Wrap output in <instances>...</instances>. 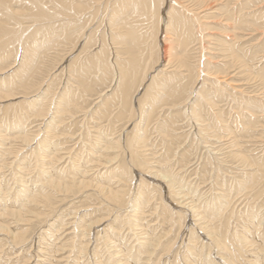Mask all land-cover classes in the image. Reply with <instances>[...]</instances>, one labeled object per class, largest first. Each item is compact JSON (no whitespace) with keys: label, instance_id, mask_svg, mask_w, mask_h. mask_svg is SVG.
<instances>
[{"label":"bare ground","instance_id":"bare-ground-1","mask_svg":"<svg viewBox=\"0 0 264 264\" xmlns=\"http://www.w3.org/2000/svg\"><path fill=\"white\" fill-rule=\"evenodd\" d=\"M106 4H109V6H111L110 4H112V6H111L112 8H109V9H111V10L113 9L112 15H111L112 11L109 10L108 8H107V10L111 11L110 14L108 12H104L105 14L108 13L109 15H111L110 16L111 17L110 28H111L112 33H111V35H109V37L107 36V38H109V39H106L105 36H103V38H99L98 35L96 34V30H93L90 28V25H92L91 24L92 21L95 20V17L97 16L98 12L100 11V9H102L101 7H104ZM107 17H109V16H107ZM99 19H100V17H99ZM99 19L97 20V22L99 21ZM108 21L106 24L103 22L102 23L107 25ZM93 25H95V24H93ZM99 25L101 27L100 23H99ZM108 26H109V24H108ZM105 27H104V29H106ZM94 29H96V28H94ZM101 29H102V27H101ZM263 29H264V0H0V58L2 57V59L5 60L4 59V57H5L6 59L8 58L9 60H11L12 57L15 55V52H16V59H15V63H16V61L18 60V58H17L18 53L20 51L23 53V54H21V53L19 54L20 56H22L21 58H20V56H18L21 59L19 67H17V69L14 71V74L11 72V74H13L12 75L13 78L10 80H6L7 79L6 77L8 76V74L5 77V80L2 81L0 78V80L2 81L3 84L5 82H9V84L13 85V86L9 85L12 88L10 90H5V93H3V91H4V89H7V88H5L6 86L4 87L3 90L0 89L1 90L0 91V99H2V100H6L9 98L12 99V97L18 96L17 94H20L19 96H22V94L27 96L30 93H34L37 89L41 90L40 88H42L43 85L42 84L40 85V83L42 82L41 79L43 77V73L48 72V69H50V67L52 65H54L56 61L58 62L60 60V63H61V60H64V57H61L62 55L65 56L66 54H71L72 52H74V50L81 47L80 53L78 55H76L72 60L70 59L71 61L69 63L68 69H70L71 75L68 78L67 83L64 86L62 85L63 87L60 86L61 87L60 93H55L58 90L53 92L51 90V88L53 86H50L47 88V86L44 85V86H46V88L43 90L44 93L40 97L41 98L40 100L42 101L41 103L35 104L32 102V100L31 101L28 100L29 103H27V104L30 106H25V108H23V106H22V110H25L22 115H20V113H19L20 116L18 117L16 115L17 118L10 116V117H12V123L16 124L17 126L22 124L23 120L26 122V119H28L31 116H36V117L42 116L43 118L47 117L46 121H45V126H44V133L40 139L38 138L39 134H35L36 132L33 133L35 135L32 134L33 135L32 137H30L31 135L18 136V134H16L20 138L21 142H24L25 144L31 145V142L33 140H35L37 138L39 139V140H37L38 152L37 151H36L37 153L35 151L34 152L36 154H38L37 156L40 157V158L37 157V158H39V160H37V159L36 160L39 164L38 166H40L39 169L41 170L43 178L40 177V179H36L33 177L34 183L36 182V180H38L42 183L47 184L48 189H46V188H44V189L49 191V193H51L50 190L51 191L55 190L57 192L64 191L66 193V192H69L70 190H72L73 187L74 188L78 187V189L81 188L82 192H83V190L85 192V189H89L91 194L93 192L92 197L97 195L99 198L101 197L103 199V200H101L102 204H103V202H105V200H107V204H106V202H105V204L108 205V203L111 202V204L115 206L117 211L119 208L123 211L126 210V216L124 215L121 218L120 216L118 217V214L117 215L115 214L116 216H114V218H119V219L121 218L122 222L123 221L129 222L131 225V229L138 231V232L137 231H134V232H136L138 234L137 239L138 240L140 239V241H141L140 246L146 248V250H145L146 253L144 255L146 259L143 261V264L152 263L154 261L152 259L153 255L155 256L157 249L162 248V247L161 248H159V247L163 244V240H165L167 238V236L170 235V231H165V232L163 231L162 233L159 231L160 233L151 235L150 233H148V231H145V227L142 226L143 223L141 224V217L140 216L142 214V211H143L144 207L146 206V204L151 202L152 198H154V197L157 198L156 200L161 201L160 206L162 207V209L160 210L158 215L165 214L166 212H168L169 207H170V209H174V210L177 209L175 211L174 210L170 211V212H172L171 216L176 214V217H174V218L179 219L181 217L180 215H183L184 216L183 218H185V217L187 218L188 216L185 214H189V221L192 219L191 223L195 226V227L194 226L191 227L192 224L190 225L191 231H189V233L190 232L192 233L191 234V236H193L192 238H194L195 235H197V238H199L201 235H200V233L198 234V232L201 231V233L204 235V238H206L208 241L205 244L202 243L204 247H202V249H201L203 252L204 248H205V250L206 249L208 250V248H209V251H208L207 257H206L207 263L205 262L206 264L211 263V261H208L209 260L208 258L213 253H215L217 255L216 259H218L220 261L224 260L227 264H264V255L262 256V253H264V244H262V242H259V241H261V240H259L261 238V236L258 235L259 234L258 231H259L260 226L262 225V222H263L261 220V218H259V217L257 218V216H256L257 219H253V220H257L256 223L254 221V225H252L253 220L250 222L252 224H249V222H247L248 223L246 225L247 227L244 228V226H243V228H244V230L242 229L243 231L236 229V227L240 223V222L239 223L236 222L237 226H235V231L231 230V232H232L231 233L229 231V227H230L229 219L231 217V213H230V216H227V214L225 216L224 215V213H225L224 212V206H223L224 204L222 205V203H224V199L221 197V199H223L222 202H218V199H215L216 198L215 194L218 192L217 190L219 189V187L216 190L217 192L214 195H212L213 194L212 193L208 197L202 196L203 195L202 193H201L202 195H200L199 193H197V191H198L197 190L196 193L199 194L200 201H199V199H196L199 201V202H196V200H194L195 198H193L194 196L189 195V193H190L189 190L194 188V186L191 187L189 184L186 185L185 183H183L184 180H181L182 177H180V179H179V176H180L179 173L180 172H174L172 169L173 165L169 164V162H171L173 160L172 158L170 159L171 153L174 152L173 151V144L178 143L177 141L182 142L185 138V136L183 138V136H181L175 132V130H176L175 128H176V124H177L176 122L180 118H182V120H183V117L187 118L189 116L192 121L199 123V125H200V127L198 129L199 133L206 136L205 138H203L202 136L200 138L198 137V141H199V139L203 138L202 140L205 142L206 138L210 139V137L211 138L213 137V139L215 138L217 140V142L216 141L214 142L213 140H211V141H213V143H219V141H221L222 139L223 140L221 142H225L224 140H228L227 141L228 147H226L225 144H223V145L227 149L228 148H230V149L234 148L233 150L227 151V150H225L224 146H223L224 148H222V147L220 148V144H221L220 143V144H217V145H219V147L217 148L218 150L213 151V150H215L214 147L211 148V146L213 144L212 143L209 144L207 146L208 148H210V149L207 148L208 152L206 150L205 151L206 154H204V155L201 153L199 154V155L204 156V157H202L203 161H200V162H202V164L201 163L198 164V165H202L201 167L199 166L200 171L202 173V176L203 175L207 176L206 173H208L209 170H211L212 168L214 170V167L217 168L218 165L220 164V163L218 164L217 162H220V160H224V159H219L218 157L221 155L218 156V154L221 151H224V152L227 151L224 154L228 155L227 153H229V156L232 157L234 160H236V162H240L241 164H244L243 165L244 166L243 167L244 168V176L240 177V175L242 173V172H240L239 177L241 179L238 180V178H237L238 176L236 177L238 181H236V179L235 180L232 179V177L230 178V179L235 181V184L232 183V184H234L233 185L234 189H235L234 191H236L237 194L244 192L243 193L244 196H247L251 191H254L255 189H257V190L259 189L258 187H260L259 184L261 183V179H262L261 174L263 172V171L261 172V170L264 168V159H262V157L258 156L259 153H255L257 155H252L253 153H251V152H253V151L250 152L249 150H247L252 155V156H250L248 154V152L246 153V150L241 151L242 149L241 150L238 149V147H239V144H238L239 139L237 137L238 134L235 132V128H233V126L229 125V121L226 120L227 116L225 117L224 113L220 112L221 111L220 109H222V108L219 109L218 104H220L219 102H223V101L225 102V100H228L227 102H231L230 104H232L231 105L232 111L234 109V111L231 113L235 114V115L232 114L234 116L233 121L237 122V123H235V124H237L235 127H237V128L240 127V130L244 134L245 138L248 137V135H252L254 133V131H256V129H258V128L262 129V131L264 132V65L259 64V66H257L258 60H260V58L263 59V57L260 56L261 51H263L262 49L264 47L263 46V39L264 38H262V40L260 38L261 37L260 35H263L262 34L264 32ZM108 30H106L105 32H107ZM247 32H250V35H254L253 37L260 39L262 42L258 41V43H256V44L253 43V44L249 45L250 48L248 46L246 47L245 46V44H246L245 40H246V37L248 35ZM105 35H107V34H105ZM256 35H257V37H256ZM247 38H249V37H247ZM249 39L251 41L252 38L250 37ZM209 44H210V46H209ZM211 44L213 47H211ZM95 45H97L96 48L89 50L90 48H93ZM213 50L218 51V52H214ZM207 54H209V56H207ZM53 55H55V59H54ZM59 56H60V59H59ZM70 57H71V55H70ZM252 62H254V63L251 64ZM63 63H65V62L63 61ZM5 64L2 63V61H1L0 67H2ZM58 64H59V62H58ZM255 64H256V67L254 68ZM157 65L160 66L161 70H159V72L157 74L154 73L153 76H149L150 71L152 72L154 70V72H155V69H156L155 67ZM61 66H63V65H61ZM6 70H8V69H6ZM3 71L4 70H2L1 72H3ZM60 72H62V71H60ZM66 72H68V74H69V71H66ZM62 73H64V72H62ZM68 74H67V76H69ZM241 74H243V75H241ZM53 75H55V74H53ZM247 75L249 77L251 76L252 78L254 76V79H256L259 82V84L263 86V87H261L263 89V95L262 96L259 97L260 94L258 96H256V93H257L256 91H255L256 93L254 96L253 95L250 96L251 93L250 94L247 93L248 91H246V93H247L246 95H248V94L249 95L244 96L245 92H243L241 90H236L239 88V86H238L239 83L233 84L232 78L233 77L237 78V76L246 77ZM148 76L150 78L151 77L152 78L150 79V81H151L150 85L148 84L149 86L146 88L147 91L143 94L142 97H139V98L136 97L137 101L139 102V106L145 102V103H147V108H146L145 103H144L143 106H141L140 109L137 111L134 109V102H133L134 96H137V91L140 92V90L144 88V85H146L145 81H146ZM46 78H48V77H46ZM115 78L117 80L115 82H117L118 86H117V88L115 87L116 89L113 88L115 90L113 91V93H111L107 97L106 96L107 94L104 95V92H103L105 90L104 88L108 87L107 91H109V88L112 86L113 80H115ZM3 79H4V77H3ZM57 79H58V77H57ZM57 79L55 78V80H57ZM60 79L61 78H59V80ZM246 79H248V78H245V80ZM43 81H45V80H43ZM243 83H244V81H243ZM48 84H49V82H48ZM63 84H64V82H63ZM38 85H40V87ZM54 85H55V81H54ZM236 85L238 86V88H236ZM229 86H232L241 95L236 96L238 94V93L237 94L235 93L236 91L234 92L235 94L234 93H228L229 92ZM248 86H249V83H248ZM7 87H8V85H7ZM9 88L10 87H8V89ZM233 88H232V90H233ZM261 88H260V92H261ZM99 89L102 90L99 94V98L102 97V100L99 104H97L96 106H93L97 109L91 113L88 109L90 97L92 98L93 95H95L96 93H99L98 92ZM152 89H154V90L151 91ZM254 90H255V88H254ZM254 90H252V91H254ZM257 91H259V90H257ZM230 92H232V91H230ZM55 94H57L56 95L57 97L53 98ZM149 98H151V100ZM20 99H21V97L19 98V101H20ZM148 99L150 100L149 102H147ZM13 100H15V99L13 98ZM19 101H17V102H19ZM25 101H26V99H25ZM37 101H38V99H37ZM31 102H32V104H31ZM34 102H36V101H34ZM8 103H10V102H8ZM90 103H91V101H90ZM17 104L19 105V103H17ZM1 105L2 104H0V109H2ZM20 105H23V104H20ZM20 105H19V107H20ZM12 106H13V104H12ZM184 107H185V109H183ZM4 108L2 110L3 113H4V110L6 109V108L5 109ZM10 109H13V108H10ZM10 109L8 108V111H10ZM18 110H19V108H18ZM224 110H225V108H224ZM228 110H230V109H228ZM2 111H1V114H2ZM4 114H6V113H4ZM79 114H83L86 117L90 116V114L93 115V119L90 118V119H92L91 121H93L95 118H97V119H100V121L98 120V122L105 120L109 124H112L116 120L120 121V119H126V121L128 123H130L131 121L133 123V126L131 125L130 129L127 128V130H126V129H124V127L120 128L118 130L119 134L115 138H111L110 137L111 135L109 136L110 138H108L107 136L109 134L107 133V135H106V133H105L106 130L103 131L100 129L99 131H101V132L99 134H98V132H97V134L96 133L93 134L92 132L94 130L91 132V130H90L92 128L91 126H90L91 127L90 129L85 128L86 130H88L87 131L88 138L85 140H89V142H86V151L84 149L85 148L84 145L77 146V148L75 147L76 149H74V150H73V148L67 150L69 153L68 158H67L68 161L69 162L73 161V163L70 162V164H73V167L77 168V170H79V172H81L80 174H81V176H83L82 179H80L81 177L80 178L75 177L76 174H78L79 172L78 171L76 172L74 168H72V170L74 169V172L72 170L71 171H62V168L61 167L59 168V166L57 165V163L59 161H61L64 158V156H66L65 153L63 156V153L61 154L59 152L60 147H59L58 143L63 144L64 143L63 141L66 140L67 138H71V140L73 139L72 138L73 134L70 133L71 137L69 135L67 136L65 134V133L70 132L72 130V124L73 123L68 122L69 121L68 118H75V119H71V120H76V118L78 119V117L80 116ZM14 116H15V114H14ZM84 116H83V119H84ZM137 117H138V119H137ZM228 118L230 119V117H228ZM190 119H188V120H190ZM7 121H8V124L11 122V121L9 122V118ZM207 121H209V122H207ZM226 121H228V124L225 123ZM87 122H89V120ZM6 123H4V125H6ZM141 123H143L145 125V128L141 126ZM84 124H86V122ZM88 124H90V123H88ZM152 124H153V126H152ZM233 124H234V122H233ZM28 125L29 124H27V126ZM183 125H186V124H183ZM67 127H68V130H66ZM149 127L156 129L155 133L158 132L157 135L159 136L158 138H160V141L159 140L158 141H159V144L161 142L162 146L164 147V149H162L164 153L163 152L161 154L157 153L159 150H156V151L151 150L152 152L149 150L150 153H147L148 152L147 147L149 146L150 143L152 145V142H150L151 138H150V140L148 139V134H149L148 132L150 130ZM214 127H216L217 129H216L215 133L213 134V131L215 130V129L213 130ZM19 128H21V127L19 126ZM101 128H103V127H101ZM140 128H142V130ZM15 129H16V127H15ZM17 129H18V127H17ZM34 129L36 131V128H34ZM7 130L9 131V128ZM40 130H43V128L42 129L40 128ZM8 131H6V133H8ZM259 131L262 132L261 130H259ZM2 132H4V131H2ZM18 132L20 133L19 129H18ZM25 132H27V131H25ZM25 132H23V133H25ZM94 132H96V131H94ZM234 132H235L236 136L235 135H233V136L229 135L228 136V134H231ZM13 133H14V131H13ZM38 133H41V131H39ZM256 133H255V135H256ZM8 134H11V133L9 132ZM85 134H86V132L77 138H81L80 140L84 141V138H86V137H84ZM102 134L104 135L105 138L107 137V139L102 138L103 137ZM11 135H15V134H11ZM155 135H154V137H155ZM0 137H1V133H0ZM11 137L13 139L12 141H14L13 136H11ZM149 137H152V136H149ZM195 137H197V136H195ZM256 137L258 138V135ZM15 138H16V136H15ZM158 138H156V139H158ZM182 138H183V140H182ZM241 138H243V135L241 136ZM263 138H264V136H263ZM263 138H260V139L263 140ZM2 139H3V137H2ZM8 139L10 140L11 138H8ZM192 139H193V137H192ZM9 140L7 143L10 142ZM16 140L17 139H15V141ZM80 140H78V141H80ZM154 140L155 139H153V141ZM193 140H195V139H193ZM240 140H242V139H240ZM254 141L256 143V140H254ZM193 142L190 143L191 146H192ZM202 142H201V144H202ZM240 142H243V141H240ZM260 142H261V140H260ZM197 143L195 144V142H194L195 145H197ZM9 144H11V143H9ZM67 144H69V143H67ZM83 144H84V142H83ZM6 145L7 144L5 143L4 146H6ZM56 145H58L57 148H54V147H56ZM188 145H187V147H188ZM243 145H245V144L243 143ZM263 145H264V143H263ZM62 146L63 145H61V148H62ZM157 146H160V145L157 144ZM248 146L249 145H246V147H248ZM250 146H252L253 150L256 149V148H253V145H250ZM15 147H16V144H15ZM33 147H34V145H33ZM203 147H204V144H203ZM255 147H258V146H255ZM261 147H262V145H261ZM12 148L13 147L11 146V149ZM17 148H19V147H17ZM17 148H14V149H16V150L20 149V148L19 149H17ZM23 148H26V147H23ZM63 148L65 149L66 147H63ZM177 148H179V147H177ZM239 148H241V147H239ZM188 149H190V148L188 147L186 151L182 150V152L179 153L180 156H179L178 160L173 161L175 163V165L178 164V166L180 168L183 167L182 169H184V166H186L188 164L186 161L188 160V158H189L188 156L191 154L193 147H192V150H190V152H187ZM247 149H250V147ZM12 150L10 152L11 154H18L19 153V151L16 152V151H14V150L12 151ZM22 150L23 149H20V151H22ZM55 150H57V151L55 152ZM196 150H198V149H196ZM203 150H204V148H203ZM8 151H10V150H8ZM67 151L65 150L64 152H67ZM83 151L86 152V154ZM126 151L130 153V155L128 157H126L125 154H123V153H126ZM211 151H213L212 153L215 152L216 154H212ZM4 152H6V151H4ZM30 152L32 153V151H30ZM51 152L53 153V155H51ZM129 153H127V154H129ZM196 153H197V151H196ZM261 153H262V151H261ZM157 154H159V155H157ZM175 154H176V152H174V154L172 156H175ZM262 154H264V153H262ZM21 155L23 157L22 153H21ZM121 155H123L122 160L118 161V158ZM193 155H194V153H193ZM199 155H198V157H199ZM14 156H17V155H14ZM2 158H4V156ZM127 158H129V159H127ZM228 158L226 157L225 159L228 160ZM15 159H17V158H15ZM67 159H66V161H67ZM7 161H8V159H7ZM5 162H6V160H5ZM10 162H8L9 170H10V167H12L14 164L17 166L16 168H18V169H20V167H22V165L20 163L21 160L12 161L11 163ZM30 162H33V161H30ZM85 162H87V163H85ZM90 162L93 164H89ZM236 162H235V164H236ZM84 163L87 165H85V167H82L81 164H84ZM228 163H226V164H228ZM134 164H135V166H138V167L143 169V170L140 169V171L138 170L140 179L136 183H134V178L136 175V172L134 171V168H135ZM189 164H191V163H189ZM193 164H195V163H193ZM221 164H223V163H221ZM31 165L34 166V164H31ZM35 165H36V163H35ZM228 165H230V164H228ZM231 165H232V163H231ZM25 166H23V168ZM223 166H222V168H223ZM194 167H192V168H194ZM196 167H197V165H196ZM224 167H226V166H224ZM233 167H235V166H233ZM227 168H228V170L231 169V168L229 169V167H227ZM247 168L248 169L252 168V169L247 171ZM0 169H1V166H0ZM32 169H33V167H32ZM36 169L38 170V168H36ZM93 169H95V170H93ZM174 169H175V167H174ZM235 169H232V170H235ZM27 170H28V168H27ZM37 170H34V171H37ZM56 170H59L58 172L61 171V174L60 175L56 174L55 173V172H57ZM90 170L95 171L92 176H91V173H89ZM193 170L198 171L197 169H193ZM15 171L20 172L22 170H20V171L15 170ZM23 171H24V169H23ZM28 171H30V170H28ZM176 171H178L177 168H176ZM218 171H219V169L217 170V173H218ZM222 171H223V169H222ZM187 172H188V170H187ZM237 172H239V171H237ZM71 173H72V175H71ZM183 173L185 174V172H183ZM214 173H216V172H214ZM229 173L231 174V172H229ZM94 174H96L97 178L98 177H102V178L105 177V178L109 179V181H106V179H105V181L104 180L102 181L101 179L98 180L94 177ZM189 174H191V173H189ZM211 174H213V173H211ZM235 174H236V171H235ZM4 175H6V173ZM7 175H9V174H7ZM21 175L23 177L24 174H21ZM28 175H29V173H27V176ZM34 175H35V173H34ZM37 175H39V172H37ZM88 175H90V176L87 178ZM217 175H219V174H217ZM19 176H20V174H19ZM145 176H149V177H145ZM221 176H222V174H221ZM45 177H48V178H45ZM188 177H189V175H188ZM203 177H202V180H204ZM210 177H212V176H209L208 178H210ZM228 177H229V174H228ZM11 178H12V176H11ZM11 178L9 177V179H11ZM23 178H25V177H23ZM44 178H45V180H44ZM233 178H235V177H233ZM94 179L97 180L95 183H94ZM212 179H213V177H212ZM219 179H221V178H219ZM219 179H218V181H220ZM222 179H223V177H222ZM3 180H4V178H3ZM27 180H28V182L30 181L29 177ZM151 180H153L154 186L160 185V187H162V188L166 187V190H168L166 192H168V193L164 194V195L161 193L160 195H157V197H156L155 196L156 194H153L155 187L153 185L151 187V183H152ZM193 180H194V178H193ZM205 180H206V178H205ZM226 180H228V179H226ZM214 181H212V182H214ZM224 181H225V179H224ZM20 182L22 184L23 181L20 180ZM32 182H33V180H32ZM217 182H215V183H217ZM11 183H12V181H11ZM179 183H181V185ZM220 183L222 184L223 182H220ZM13 184H14V182H13ZM21 184H19V186H21ZM27 184H29V183H27ZM40 184H38V185H40ZM200 184L204 185V182H202ZM221 184H218L217 186H219ZM226 184H227V182H226ZM8 185H10V184H8ZM24 185L25 184H23V186ZM42 185L40 186V188L42 187ZM14 186H15V184H14ZM17 186H18V184H17ZM17 186H16V189H18V188L20 189V187L17 188ZM29 186H31V183H30V185H27L26 188L28 189ZM4 187H5V185L3 186V188ZM12 187H13V185H12ZM12 187L10 189H12ZM43 187H45V186H43ZM197 187H199V186L196 185V189H197ZM204 187L205 186H203V188ZM206 187H208V186H206ZM221 187L222 186H220V188ZM6 188H7V186H6ZM21 188H23V187H21ZM26 188H25V190H26ZM33 188H30V190ZM177 188H179V189H177ZM209 188H210V186H209ZM230 188H232V187L230 186ZM7 189H9V186ZM221 189H223V188H221ZM249 189H251V190H249ZM261 189L262 188H260V190ZM38 190H40V189L38 188ZM5 191H6V189H5ZM22 191L24 192V189H22ZM22 191H20V192L18 191L17 193H21ZM200 191H202V190H200ZM220 191H222V190H220ZM229 191L231 192V190H229ZM262 191H264V190L262 189ZM262 191H260V192H262ZM163 192H164V190H163ZM208 192H209V190H208ZM257 192L258 191H256V193ZM7 193L8 192L6 191V194ZM39 193L40 192H38V194ZM88 193H89V191H88ZM204 193H207V192L205 191ZM227 193L229 195H231L227 191L225 193L226 194L225 196H228ZM45 194H46V192H44V194L41 193L40 195L33 194L32 197H30L31 195H29V197L31 198L30 201H36V202L39 201V203H40V201H42L43 199L45 201V199H46V202H48L47 200L49 199L50 195H47L46 198L41 196V195H45ZM237 194H236V197H237ZM250 194L253 195V193H250ZM22 195H21L20 199H22V197H23ZM27 195H28V191H27V194L25 196H27ZM165 195L167 198H165ZM175 195L177 196V199H178V200L176 199L177 201H173L172 197ZM260 195H262V193H260ZM74 196H76V195H74ZM253 196L255 197V195H253ZM85 197H87V196H85ZM170 197H171V201L175 203L174 205H172L169 202ZM241 197L244 198L243 195ZM68 198H70V197H68ZM259 198H261V197H259ZM262 198H264V196ZM20 199H19V201H20ZM65 199H66V197H65ZM167 199H168V201H167ZM10 200H11V198H10ZM13 200H16V198ZM25 200H24V202H26V204H27V202L29 203V201H27V200H29V198L26 201ZM91 200H94V199H91ZM228 200H229V198H228ZM255 200H258V199H255ZM8 201H7V205H9ZM77 201L76 200H75V202L73 201L74 204ZM239 201H240V198H239ZM241 201H242V199H241ZM244 201H245V199H244ZM14 202H17V201H14ZM233 202H234V200H233ZM18 203H15V204H18ZM30 203H32V202H30ZM63 203L64 202H62V204ZM226 203H225V205H229ZM251 203H252V201H251ZM22 204H25V203H22ZM238 204H239V206L241 205L240 203H238ZM4 205L5 204H3V206ZM75 205H74V207H75ZM106 205H104V206H106ZM157 205H158V203H157ZM157 205H155V207ZM246 205H247V203L245 204V206ZM255 205H257V204H255ZM13 206H14V208L16 207L15 205H13ZM13 206H11V207H13ZM40 206L42 207V205H40ZM91 206H93V205H91ZM254 207L252 209H254ZM263 207H264V205H263ZM27 208H29V207H27ZM60 208L61 207L59 206L58 209H60ZM71 208H69V209L71 210ZM157 208H159V206H157ZM157 208H156V210H157ZM3 209H5V208H3ZM16 209L20 210L18 208H16ZM16 209L15 210L13 209L14 211L12 210V212L10 211V212H7L6 214L3 212L5 214L3 216H6L7 214L15 216V217H13V219L16 218L19 221V223L24 222L27 224L31 221V219L26 218L27 217L26 209L24 210V212H22L23 210L16 211ZM21 209H24V208H21ZM46 209H47V207H46ZM98 209H99V206H98ZM27 210H29V209H27ZM100 210H101V207H100ZM240 210L242 211V208ZM55 211H57V210H55ZM181 211H183L182 212L183 214L181 213ZM226 211H228V210H226ZM32 212L34 214V210ZM92 212H94L93 209H92ZM98 212H100V211H98ZM177 212H180V213L177 214ZM236 212L237 211H235L234 213H236ZM245 212H247V211H245ZM248 212H249V209H248ZM0 213H2V211ZM49 213L51 214V212H49ZM112 213H114V212H112ZM237 213H239V212H237ZM256 213H257V211L255 212V214ZM36 214L38 215V218H40L41 213H36ZM52 214H53V211H52ZM63 214H64V212H63ZM79 214L82 215V213H79ZM243 214L244 213H242V215ZM76 215H78V214H76ZM238 215L236 217H238ZM83 216H85V215H83ZM87 216H90V215L88 214ZM250 216H251V214H250ZM99 217H101V216H99ZM223 217H224V219H223ZM263 217H264V215H263ZM30 218H32V217H30ZM61 218H62V216H61ZM84 218H83V220L85 221L86 219H84ZM5 219H6V217H5ZM46 220H48V218H46L44 221L46 222ZM56 220H57V218H56ZM59 220H60V218L58 219V221ZM90 220H91V218H90ZM187 220L188 219H186V222H187ZM244 220H246V218ZM8 221H10V220H8ZM173 221L175 223H177L176 219H174ZM76 222H78V221H76ZM97 222L98 223L101 222V218H100V220H97ZM106 222L109 223V221H106ZM179 222H180V219H179ZM184 222H185V220H184ZM4 223H2L1 219H0V231H2L3 233L8 232V234H10L9 231H11V230H9L7 225H4ZM86 223H87V220H86ZM95 223H96V221L95 222L92 221L91 223H89L85 227H83L84 224L83 225L81 224V225L84 228L83 230L86 231L87 234L91 235V230H92L93 225H95ZM111 223H114V221L110 222V226H111ZM117 223H118V221H117ZM60 224H62V223L60 222ZM146 224H147V221H146ZM16 225H17V222H16ZM20 225H21V227H23L22 224H20ZM43 225H44V223H43ZM64 225H66V224H64ZM79 225H80V223L77 226L79 227ZM120 225H121V223H120ZM130 225H129V227H130ZM24 226H25V224H24ZM27 226H29V225H27ZM117 226H119V225H117ZM232 226H233V224H232ZM239 226H241V225H239ZM41 227H42V223H41ZM150 227H151V225H150ZM49 228H52V227L50 226ZM98 228H96V229H98ZM103 228H105V226H103ZM181 228L179 231H177L176 235L178 237L180 236V233L183 230V228L182 229ZM100 229H102V227ZM105 229H107V228H105ZM114 229L118 231L120 228L119 229L114 228ZM240 229H241V227H240ZM263 229H264V226H263ZM53 230L55 233V227ZM102 230H104V229H102ZM108 230H109V232H111L110 230H112V232L114 233L112 228L108 229ZM197 230H199V231L197 232ZM26 231H27L26 228H23V230L20 233L18 232L16 234V232H14V234L12 236L13 241L15 240V241H21L22 242L24 240V238L26 237ZM153 231H155V230H153ZM43 232L45 233L46 230ZM63 232H66V230ZM88 232H90V233H88ZM118 232H119L118 233V236H119L120 231H118ZM131 232H133V231H131ZM172 232H174V231H172ZM51 233L53 235V232H51ZM82 233L83 232H81V235H82ZM184 233H185V231H183L181 233V235L184 236L183 235ZM38 234H40V232ZM71 234H73V233H71ZM54 235H56V234H54ZM95 235H97V234H95ZM99 236H102V238H103L104 234L103 233L101 235L99 234ZM111 236L112 235H110V237ZM50 237H48L49 240H50ZM134 237L136 238V236H134ZM44 238H46V237H44ZM117 238H119V237H117ZM41 239L43 240V237ZM52 239L54 240V238H52ZM63 239L64 238H62V240ZM75 239H78V238H75ZM79 239H80V237H79ZM81 239H83V238H81ZM93 239H95V238H93ZM103 239H102V241H103ZM121 239H122V237H121ZM128 239H130V238H128ZM58 240H59V238H58ZM99 240H100V238H99ZM108 240L110 241V239H108ZM262 240H264V239H262ZM45 241H48V240H45ZM73 241H75V240H73ZM79 241L77 240V242H75V243H77V245H74L77 247L76 249H78L80 251V255L78 254V256H79L78 259H80V257L81 258L85 257L86 255L84 256V253L87 252L90 248L88 245V242H86L87 244L84 243V245L82 246V244L79 243ZM114 241H117V240H113V242ZM186 241H188V240H186ZM0 242L2 244V239ZM38 242H37V244H38ZM81 242H83V240H81ZM22 243H20V244H22ZM44 243L46 244V242H44ZM49 243H52V242H49ZM54 243L57 245V242H54ZM95 243H97V242H95ZM199 243H201V242H199ZM113 244H115V242ZM118 244H119V242H118ZM129 244H131V243H129ZM164 244L167 245V244H170V242L167 244L166 243H164ZM38 245H40V244H38ZM38 245H37V247H38ZM93 245H95V244H93ZM172 245H174V244H172ZM90 246H92V245H90ZM122 246H120V247H122ZM2 247L4 248L5 245H3ZM93 247H95V246H92V248ZM118 247H116L114 249L115 253L118 251V253L115 254L116 256L115 255L114 256L124 258L125 255L123 254L122 250L119 249ZM190 247H191V245H190ZM250 247H252V248L250 249ZM58 248L59 247H57V249ZM103 248H104V246H103ZM138 248H139V245L137 246V249ZM194 248H196V250L198 249L195 245L192 249V252L195 251ZM59 249H58V251H59ZM183 249H186L185 246ZM33 250H31V251H33ZM60 250H62V249H60ZM92 250H91V252H92ZM94 250L97 251V248ZM178 250H180V249L178 248ZM0 251H1V253H3L2 249ZM27 251H29V250H27ZM52 251H53V248H52ZM169 251H171V250H169ZM41 252H43V251H41ZM120 252H122V253H120ZM161 252H162V250H161ZM192 252H190V253L192 254ZM249 252H250V254H249ZM10 253H9V255H10ZM51 253L49 254V256L53 254V253L52 254ZM76 253H79V252H76ZM130 253H131V250H130ZM132 253H133V251H132ZM245 253L247 254V256L251 255V257L248 258L246 256L244 258ZM3 254H5V253H3ZM3 254H1V255H3ZM24 254H26V253H24ZM101 254H102V251H101ZM134 254H131V255H134ZM202 254H204V253H202ZM12 255H13V252H12ZM31 255H33V254H31ZM63 255H65V254H63ZM87 255H88V253H87ZM95 255H97V253H95ZM22 256H24V255H22ZM55 256H57V255H55ZM55 256H53V257H55ZM76 256H77V254L75 255V257ZM109 256H107V258ZM100 257H101V255H100ZM102 257H104V256H102ZM105 257H106V255H105ZM156 257H157V255H156ZM156 257H154V258H156ZM27 258L29 259V256ZM27 258H25V261H28V260H26ZM55 258L57 259L58 256ZM65 258H66V256H65ZM134 258H135V256H134ZM189 258H190V256H189ZM203 258H204V256H203ZM15 259H17V258L15 257ZM38 259H40V258H37L36 260H38ZM45 259H47V258H45ZM45 259H44V262H45ZM71 259L73 260L74 258H71ZM75 259L77 260V258H75ZM94 259L95 258H93V260ZM108 259H110V258H108ZM172 259H173V257H172ZM179 259H180V257H179ZM19 260H22V259H19ZM76 260H74V261L76 262ZM80 260H79V262H80ZM137 260H138V258H137ZM47 261H48V259H47ZM50 261H48V262H50ZM87 261L88 260H86V262ZM118 261L120 262V260H118ZM139 261H141V260L139 259ZM169 261L171 262V260H169ZM196 261H199V260L196 259ZM224 261H222V263ZM65 262H67V261H65ZM81 262H83V261H81ZM97 262H99V261L97 260ZM165 262H166V259H165ZM172 262H174V261H172ZM226 263H224V264H226ZM9 264H10V261H9ZM39 264H41V261H39ZM108 264H110V263H108ZM124 264H127V262L125 261ZM157 264H161V260H160V262L158 261ZM168 264H169V262H168ZM202 264H203V262H202ZM217 264H219V263H217Z\"/></svg>","mask_w":264,"mask_h":264},{"label":"rangeland","instance_id":"rangeland-1","mask_svg":"<svg viewBox=\"0 0 264 264\" xmlns=\"http://www.w3.org/2000/svg\"><path fill=\"white\" fill-rule=\"evenodd\" d=\"M111 6H112V4H110ZM111 6H109V4H106L104 7H101L102 9H100V11L98 12V14H97V16L95 17V20L94 21H92V25L93 24H95V25H90V28L91 29H93V30H96V34L98 35V37L99 38H103V36H105V38L106 39H109V38H107V36L109 37V35H111V28H110V24H111V15H112V13H113V9L111 10V9H109V8H112ZM107 8L109 9V10H111V11H108L107 10ZM104 9V10H103ZM251 10V9H250ZM103 12V13H102ZM104 12H108L109 14H110V12H111V15H109L108 13H104ZM100 15V16H99ZM107 16H109V17H107ZM99 17H100V19H99ZM106 17V18H105ZM99 19V21L97 22V20ZM106 19V20H105ZM110 19V20H109ZM104 20V21H103ZM109 20V21H108ZM107 21H108V24H109V26H108V24L107 25H105L106 23H107ZM105 23V24H103V23ZM110 22V23H109ZM99 23L101 24V27H102V29H101V27H100V25H99ZM97 25V26H96ZM103 25V26H102ZM106 27H105V26ZM104 27L106 28V29H104ZM89 28V29H90ZM94 28H96V29H94ZM99 29V30H98ZM109 29V30H108ZM106 30H108L107 32H105ZM110 31V32H109ZM263 31H264V29H263ZM105 32V33H104ZM101 33V34H100ZM104 34V35H103ZM105 34H107V35H105ZM247 34L249 35H247V37H251L252 39H251V41H250V39L249 38H247L246 37V40H245V46L247 47H249V45H251V44H256V43H258V41L259 42H262L261 40H262V38H264V32L262 33L263 35H260L261 37V40L260 39H258V38H255V37H253L254 35H250V32H247ZM256 37H257V35H256ZM255 38V39H254ZM253 41V42H252ZM252 42V43H251ZM209 46H210V44H209ZM244 46V47H245ZM263 46H264V39H263ZM262 46V47H263ZM97 47V45H95L93 48H90L89 50H91V49H94V48H96ZM211 47H213L212 46V44H211ZM250 48V47H249ZM81 49V47H79V48H77L76 50H74V52H72L71 54H66L65 56H61V57H64V60H61V63H60V60L58 61L59 62V64H58V62L56 61L55 62V64L54 65H52L51 67H50V69H48V72H46V73H43V77H42V79H41V81L43 82H41L40 83V85L42 84L43 86H42V88H40L41 90H36L34 93H30L29 95H24V94H22V96H19L20 94H17L18 96H15V97H12V99H6V100H2V99H0V104H2L1 105V108L2 109H0L1 111L3 110V108L5 109L4 110V113H6V114H4L3 113V111H2V114H1V111H0V133H1V137H0V166H1V169H0V177L2 178L3 176V178H4V180H3V178L1 179L0 178V212L2 211V213H0V219H1V222L2 223H4V225H7V227L9 228V230H11V231H9L10 232V234H8V232H2V231H0L1 233H0V241H1V239H2V244H1V242H0V250L2 249V251H3V253H5V254H3V253H1V251H0V264H9V261H10V264H39V261H41V264H88L89 262V264H95L96 262H97V260L99 261V262H97L96 264H108V263H110V264H124V262L126 261L127 262V264H143V261L146 259L145 258V250H146V248H144V247H141L140 246V243H141V241H140V239L138 240L137 239V237H138V234L136 233V232H134V231H137V230H132L131 229V225H130V223L129 222H122V217L125 215L126 216V210L125 211H123V210H121L119 207V209H118V211H117V209L115 208V206L114 205H112L111 204V202H109L108 203V205H106L107 204V200H105V202H106V204H105V202H103V204H102V201L101 200H103L101 197L99 198L97 195H95L94 197H92L93 196V192H92V194H91V192H90V190L89 189H85V192H84V190H83V192H82V189L80 188V189H78V187H76V188H72V190H70L69 192H64V191H62V192H57V191H55V190H53V191H51L50 190V192L51 193H49V191H47L46 189H48L47 188V184H45V183H42V182H40V181H38V180H36V182L34 183V178H36V179H40V177L41 178H43V175H42V173H41V170L39 169L40 168V166H38L39 164H38V162H37V160H39V156H37L38 154H36L37 152H38V143H37V140H39L40 138H41V136L43 135V133H44V126H45V121H46V118H43L42 116V118L41 117H36V116H31V117H29L28 119H26V122L23 120V123L22 124H20V125H16V124H14V123H12V117H10V116H13L14 118L16 117L17 118V116L19 117L20 115H22L23 113H24V111L25 110H22V106H23V108H25V106H30V105H28L27 103H29V101H31L32 100V102L33 103H35V104H39V103H41L42 101L40 100L41 98V95H43V90L46 88V86H47V88L48 87H50V86H53L52 88H51V90L53 91V92H55V91H57V92H55V93H60V89H61V87H63L66 83H67V80H68V78L70 77V75H71V73H70V69H68V67H69V63H70V61L76 56V55H78L79 53H80V50ZM208 50V49H207ZM210 50V49H209ZM263 51H261V54H260V56H262L263 57V59L262 58H260V60H258V65L257 66H259V64L260 65H264V47H263V49H262ZM214 52H218V51H215V50H213ZM70 52V51H69ZM23 54L21 51L18 53V56H20L19 54ZM210 54V53H209ZM209 54H207V56H209ZM68 55V56H67ZM70 55H71V57H70ZM86 55V54H85ZM84 55V56H85ZM17 56V58H18V62L16 61V63H15V59H16V52H15V55L12 57V59L11 60H9L8 58L6 59L4 56V59L5 60H3L2 59V57L0 58V62L2 61V63H6L5 65H3L2 67H0V70L2 71V70H4L3 72H1L0 71V78H1V80L3 81V80H5V77L7 76V74H8V76L6 77L7 79L6 80H10V79H12L13 77H12V75L14 74V71L17 69V67H19V65H20V58L22 57V56H20V58ZM54 56V59H55V55H53ZM14 58V59H13ZM59 59H60V56H59ZM71 59V60H70ZM63 61L65 62V63H63ZM261 61V62H260ZM254 62H252L251 64H253ZM14 64V65H13ZM58 64V65H57ZM61 65H63V66H61ZM67 65V66H66ZM13 66V67H12ZM56 66V67H55ZM63 67V68H62ZM256 67V64H255V66H254V68ZM10 68V69H9ZM156 69H155V72H154V70L151 72L150 71V73H149V76H153L154 75V73L155 74H157L158 72H159V70H161V68H160V66L159 65H157L156 67H155ZM158 68V69H157ZM164 68V67H163ZM6 69H8V70H6ZM57 70V71H56ZM6 71V72H5ZM56 71V72H55ZM60 71H62V72H64V73H62V72H60ZM66 71H69V74H68V72H66ZM8 72V73H7ZM11 72L13 73V74H11ZM51 72V73H50ZM53 72V73H52ZM2 74V75H1ZM51 74V75H50ZM53 74H55V75H53ZM67 74L69 75V76H67ZM151 74V75H150ZM5 75V76H4ZM53 75V76H52ZM60 75V76H59ZM240 75V74H239ZM241 75H243V74H241ZM45 76V77H44ZM53 78H52V77ZM56 76V77H55ZM147 77V79H146V81H145V83H146V85H144V88L143 89H141L140 90V92H138L137 91V96H134V109L135 110H139L140 109V107L141 106H143V104L145 103H143L142 105H140L139 106V102L137 101V99H136V97L137 98H139V97H142L143 96V94L147 91V87L150 85V79L152 78H150V77ZM156 76V75H155ZM3 77H4V79H3ZM11 77V78H10ZM46 77H48V78H46ZM57 77H58V79H57ZM239 76H237V78L236 77H233L232 79H233V84L235 83V84H237V83H239L238 84V86H239V88H238V86L236 85V88H238V89H236V90H241V91H243V92H245V94H244V96L247 94V93H251V95L250 96H254L255 95V93L257 92H259L258 94L256 93V96H258L259 94V97L260 96H262L263 95V89L261 88V87H263L262 85H260L259 84V82L256 80V79H254V76H253V78L250 76H246V77H244V76H241V77H239ZM50 78V79H49ZM55 78L57 79V80H55ZM59 78H61L60 80H59ZM245 78H248V79H246L245 80ZM252 78V79H251ZM240 79V80H239ZM0 80V89L1 90H3L4 89V87L5 88H7V89H4V91H3V93H5V90H10L12 87L11 86H13L12 84H9V82H5L4 84L2 83V81ZM43 80H45V81H43ZM62 80V81H61ZM251 80V81H250ZM54 81H55V85H54ZM115 81H117L116 80V78H115V80H113V83H112V86L109 88V91H107L108 90V87L107 88H104L105 90L103 91L104 92V95L105 94H107L106 96L108 97V95H110L111 93H113V91L117 88V82H115ZM149 81V82H148ZM243 81H244V83H243ZM48 82H49V84H48ZM53 82V83H52ZM59 82V83H58ZM63 82H64V84H63ZM7 83V84H6ZM248 83H249V86H248ZM3 84V85H2ZM52 84V85H51ZM114 84V85H113ZM149 84V85H148ZM243 84V85H242ZM257 84V85H256ZM259 84V85H258ZM7 85H8V87H10L9 89H8V87H7ZM9 85H11V86H9ZM40 85H38L39 87H40ZM44 85H46V86H44ZM63 85V86H62ZM116 85V86H115ZM256 85V86H255ZM59 86V87H58ZM61 86V87H60ZM254 86V87H253ZM116 87V88H115ZM113 88H115V89H113ZM232 86H229V92L228 93H234L236 90L233 88V90H232ZM252 88V89H251ZM254 88H255V90H254ZM260 88H261V92H260ZM112 89V90H111ZM0 90V91H1ZM100 90V89H99ZM98 90V92L99 93H96L95 95H93L92 96V98L90 97V101H91V103H90V101H89V105H88V109H89V111L92 113L93 111H95L97 108H95V107H93V106H96L97 104H99L100 102H101V100H102V97H100L99 98V94H100V92L102 91V90H100L99 91ZM154 89H152L151 91H153ZM252 90H254V91H252ZM257 90H259V91H257ZM106 91V92H105ZM230 91H232V92H230ZM246 91H248L247 93H246ZM256 91V92H255ZM2 93V92H1ZM237 95L236 96H239V95H241V94H239V92L238 91H236L235 92ZM234 93V94H235ZM253 93V94H252ZM248 94V95H249ZM33 95V96H32ZM57 94H55L54 95V97L53 98H56L57 96H56ZM139 95V96H138ZM141 95V96H140ZM248 95H246V96H248ZM32 96V97H31ZM21 97V99H20V101H19V98ZM23 97V98H22ZM39 97V98H38ZM98 97V98H97ZM13 98L15 99V100H13ZM25 99H26V101H25ZM37 99H38V101H37ZM150 100H151V98H149ZM147 100V102H149L150 100ZM13 100V101H12ZM29 100V101H28ZM8 103V102H10V103H6V102ZM17 101H19V102H17ZM34 101H36V102H34ZM44 101V100H43ZM228 100H225V102L223 101V102H219L220 104H218L219 106H218V108L220 109V108H222V109H220L221 111L220 112H222V113H224V116L226 117V120H228L229 121V125H231V126H233V128H235V132L238 134L237 135V137H238V141L240 142V141H243V142H238V144H239V147H241V148H239L238 147V149L239 150H241V151H245L246 150V153L248 152V154L250 155V156H252V155H257V154H255V153H259L258 154V156H260V157H262V159H264V154H262V153H264V145H263V141H264V138H263V136H264V132L262 131V129H256V131H254V133L252 134V135H248V137H244V134L241 132V130H240V127L239 128H237V127H235L237 124H235V123H237L236 121H233L234 120V116L233 115H235V114H233V113H231V112H233L234 111V109H233V111H232V104H230L231 102H227ZM15 104H14V103ZM19 103V105L20 104H23V105H20V107H19V105L17 104V103ZM32 102H31V104H32ZM6 106H5V105ZM12 104H13V106H12ZM222 104V105H221ZM228 104V105H227ZM17 105V106H16ZM3 106V107H2ZM17 108H16V107ZM145 106H146V108H147V103H145ZM230 106V107H229ZM8 108L10 109V108H13V109H10V111H8ZM18 108H19V110H18ZM224 108H225V110H224ZM183 109H185V107L183 108ZM228 109H230V110H228ZM15 112V113H14ZM18 112V113H17ZM230 112V113H229ZM19 113H20V115H19ZM227 113V114H226ZM14 114H15V116H14ZM233 114V115H232ZM4 117H3V116ZM17 115V116H16ZM80 115V116H79ZM77 117H78V119L76 118V120H71V119H75V118H68V122H72L73 124H72V130L70 131V132H67V133H65L67 136L69 135L70 137H71V135H70V133L71 134H73L72 135V140H71V138H67L66 140H64L63 142L65 143H58V145H59V147H60V153L62 154L63 153V156H64V153H65V155L66 156H64V158L61 160V161H59L58 163H57V165L59 166V168L61 167L62 168V171H71L72 170V168H74L75 169V171L77 172H79V170H77V168H75V167H73V164H70V162L68 161V155H69V153H68V151L67 150H69V149H72L73 148V150L74 149H76L77 148V146H81V145H84L85 146V151H86V142H89V140H85V139H87L88 138V133H87V131L88 130H86L87 128H91L90 130H91V132L94 130V131H96V132H92L93 134H97V132H98V134L101 132V131H99L100 129L101 130H103V131H105V133H106V135H107V133L109 134L107 137L108 138H115L118 134H119V129L120 128H123L124 127V129H126L127 130V128L128 129H130L131 128V125L133 126V123H132V121L130 122V123H128L127 121H126V119H120V121H114L112 124H109L107 121H105V120H102L101 122H98V120L100 121V119H97V118H95L93 121H91L92 119H93V115H91L90 114V116H84L83 114H79ZM231 115V116H230ZM2 116V117H1ZM49 116V115H48ZM83 116H84V119H83ZM6 117V118H5ZM228 117H230V119L228 118ZM4 118V119H3ZM8 118H9V124H8ZM13 118V119H14ZM90 118H92V119H90ZM35 119V120H34ZM42 121H41V120ZM137 119H138V117H137ZM188 119H190V117L188 116L187 118L186 117H183V120H182V118H180L176 123V130H175V132L176 133H178L179 135H181V136H183V138H184V136H185V138H184V140H183V138H182V142H179V141H177L178 143H174L173 144V151L174 152H176V154H175V156H172L173 154H174V152H172L171 153V157H170V159L172 158L173 160L171 161V162H169V164H171V165H173L172 166V169H173V171L174 172H180L179 173V179H180V177H182L181 178V180H184L183 181V183H185L186 185H190L191 187L192 186H194V188H192V189H190L189 190V195L191 196H194L193 198H195L194 200H196V199H199V201H200V196H199V194L200 195H202V196H204V197H208V196H210L212 193V195H214L217 191V195L215 194V196H216V198L215 199H218V202H222L223 201V199H224V203H222V205L224 206V215L226 216V214H227V216H230V213H231V217H230V219H229V222H230V227H229V231L231 232V230L232 231H235V226H237V223H239V225H241V226H237L236 227V229H238V230H244V228L245 227H247L246 225L248 224L247 222H249V224H252V225H254V221H255V223H256V221L257 220H253V219H257L258 217L259 218H261V220L263 221L262 222V225L260 226V229H259V231H258V235H260L261 236V238L259 239V240H261V241H259V242H262V244H264V240H262V239H264V229H263V226H264V217H263V215H264V207H263V205H264V198H262L264 195V191H262V189L264 190V168L261 170V172H262V179H261V183L259 184V186L260 187H258L259 189L257 190V189H255L256 191H258L257 193H256V191L254 190V191H251L250 193H253V195H255V197L252 195V194H248L247 196H244V192H241V193H238L237 194V192L236 191H234L235 189H234V184H235V179H236V181H238L239 179H241L240 177H243L244 176V164H241L240 162H236V160H234L232 157H230L229 156V153H227L228 155H226V154H224V153H226L227 151H229V150H233L234 148H226V147H228V140H224L225 142H221V141H219V143H213V141L215 142H217V140L214 138L213 139V137L211 138L210 137V139L208 138H206V143L202 140L203 138H205L206 136H204L203 134H200L199 133V127H200V125H199V123L198 122H194V121H192L191 119L190 120H188ZM15 120V119H14ZM89 120V122H87ZM188 120V121H187ZM35 123H34V122ZM76 121V122H75ZM137 121V120H136ZM228 121H226L225 123L226 124H228ZM7 122V123H6ZM28 122V123H27ZM33 122V123H32ZM41 122V123H40ZM86 122V124H84ZM98 124H97V123ZM144 122V121H143ZM207 122H209V121H207ZM232 122V123H231ZM233 122H234V124H233ZM4 123H6V125L8 126H6V125H4ZM38 123V124H37ZM75 123V124H74ZM88 123H90V124H88ZM181 125H180V124ZM198 123V124H197ZM27 124H29L28 126H27ZM32 124V125H31ZM37 124V125H36ZM94 124V125H93ZM103 124V125H102ZM116 124V125H115ZM183 124H186V125H183ZM40 125V126H39ZM81 125V126H80ZM88 125V126H87ZM96 125V126H95ZM130 125V126H129ZM144 124L143 123H141V126L142 127H144L145 128V125L143 126ZM19 126L22 128H19ZM32 126V127H31ZM83 126V127H82ZM86 126V127H85ZM91 126V127H90ZM106 126V127H105ZM111 126V127H110ZM140 126V127H141ZM152 126H153V124H152ZM151 126V127H152ZM8 129L9 128V131L6 129V128ZM15 127H16V129H15ZM17 127H18V129H19V131H20V133L18 132V129H17ZM26 129H25V128ZM31 127V128H30ZM101 127H103V128H101ZM126 127V128H125ZM30 128V129H29ZM34 128H36V131H35V129ZM39 128V129H38ZM40 128L42 129L43 128V130H40ZM82 128V129H81ZM86 128V129H85ZM109 128V129H108ZM150 128V127H149ZM195 128V129H194ZM32 129V130H31ZM34 129V130H33ZM141 130H142V128H140ZM215 129V130H214ZM216 127H214L213 128V134L215 133V131H216ZM14 131V133H13V131ZM24 130V131H23ZM31 130V131H30ZM66 130H68V127H67V129ZM155 130L156 129H153V128H150V130H149V134H148V139L150 140V138H151V140H150V142H152V145H151V143L149 144V146L147 147V153H150L149 152V150L151 151H156V150H159L157 153H159V154H161L162 152H163V150L162 149H164V147L162 146V144H161V142H160V144H159V141H160V138H158L159 136L157 135L158 134V132L157 133H155ZM259 130H261L262 132H260ZM2 131H4V132H2ZM6 131H8V133L10 132L11 134H15V135H11V134H8V133H6ZM25 131H27V132H25ZM29 131V132H28ZM39 131H41V133H38ZM188 131V132H187ZM190 131V132H189ZM194 131V132H193ZM240 131V132H239ZM17 132V133H16ZM22 132V133H21ZM23 132H25V133H23ZM36 132V133H35ZM86 132V136L84 135V137H86V138H84V141L83 140H80L81 138H77V137H80L83 133H85ZM154 132V133H153ZM199 134H198V133ZM222 132V131H221ZM235 132L234 133H231V134H228V136L229 135H235L236 136V134H235ZM258 134H257V133ZM260 132V133H259ZM30 133V134H29ZM33 133H35V134H39V139L37 138V139H35V140H33L32 142H31V145L30 144H25L24 142H21V140H20V138L18 137V136H23V135H31L30 137H32L33 135H35V134H33ZM186 133V134H185ZM188 133V134H187ZM198 135H197V134ZM212 133V132H211ZM255 133H256V135H255ZM16 134H18V136L16 135ZM20 134V135H19ZM33 134V135H32ZM79 134V135H78ZM156 134V135H155ZM223 134V133H222ZM243 135V138H241V136ZM262 134V135H261ZM103 135V134H102ZM111 135V136H110ZM154 135H155V137H154ZM193 135V136H192ZM258 135V138L256 137ZM261 135V136H260ZM7 136V137H6ZM9 136V137H8ZM11 136H13V138H14V141H12L13 139H12V137ZM15 136H16V138H15ZM110 136V137H109ZM149 136H152V137H149ZM195 136H197V137H195ZM203 137V138H201V139H199V141H198V137L200 138V137ZM223 136V135H222ZM2 137H3V139H2ZM107 137L105 138L104 137V135H103V137L102 138H105V139H107ZM188 137V138H187ZM192 137H193V139H195V140H193L192 139ZM236 137V138H237ZM250 137V138H249ZM254 137V138H253ZM256 137V138H255ZM6 138V139H5ZM8 138H11L10 140L8 139ZM75 138V139H74ZM156 138H158V139H156ZM252 138V139H251ZM260 138H263V140L262 139H260ZM5 139V140H4ZM15 139H17L16 141H15ZM83 139V138H82ZM153 139H155L154 141H153ZM191 139V140H190ZM229 139V138H228ZM240 139H242V140H240ZM5 142H4V141ZM8 140L10 141L9 143H11V144H9V143H7L8 142ZM20 140V141H19ZM78 140H80V141H78ZM159 140V141H158ZM195 142V144L197 143V145H195L194 144V142ZM209 140V141H208ZM211 140H213V141H211ZM254 140H256V143H255V141ZM260 140H261V142H260ZM36 141V142H35ZM75 141V142H74ZM197 141V142H196ZM203 141V142H202ZM250 143H248V142ZM253 141V142H252ZM260 143H259V142ZM13 142V143H12ZM19 142V143H18ZM58 142V141H57ZM78 142V143H77ZM83 142H84V144H83ZM158 142V143H157ZM189 142V143H188ZM193 142V144H192V146H191V144L190 143H192ZM201 142H202V144H201ZM227 142V143H226ZM7 144L6 146H4V144ZM22 143V144H21ZM24 143V144H23ZM33 143V144H32ZM67 143H69V144H67ZM80 143V144H79ZM149 143V142H148ZM155 143V144H154ZM190 145H188V144ZM213 144L212 146H211V148H215V150H213V151H217L218 149V147H219V145H217V144H220V148L222 147V148H224L225 146L223 145V144H225L226 145V147H225V150H227V151H221L219 154H218V156L219 155H221V156H219L218 158L219 159H224V160H220V162H217L219 165H218V169H219V171H218V173H217V168H215L214 167V170H213V168L211 169V170H209V174L208 173H206L207 174V176L205 177L204 175V177L202 176V173H201V171H200V167L202 166V165H198V164H202V162H200V161H203V159H202V157H204L203 155L204 154H206L205 153V151L207 150V146L209 145V144ZM243 143L245 144V145H243ZM256 145H255V144ZM15 144H16V147H15ZM78 144V145H77ZM157 144L158 145H160V146H157ZM203 144H204V147H203ZM215 144V145H214ZM262 145V147H261V145ZM2 145V146H1ZM33 145H34V147H33ZM58 145H56V147H54V148H57V146ZM61 145H63L62 146V148H61ZM66 145V146H65ZM76 145V146H75ZM156 145V146H155ZM187 145H188V147L190 148V149H188V151L187 152H190V150H192V147H193V150L191 151V156L189 155L188 157V160L186 161L188 164L186 165V166H184V169H182V168H180L179 166H178V164H176L175 165V163L173 162V161H175V160H178V158H179V156H180V154L179 153H181L182 152V150L183 151H186L187 150ZM246 145H249L248 147H246ZM250 145H253V148H256L255 150H253L252 149V146H250ZM11 146L13 147L12 149L14 150V151H19V155L18 154H11L10 152H11ZM22 148H21V147ZM184 148H183V147ZM216 146V147H215ZM224 146V147H223ZM255 146H258V147H255ZM7 149H6V148ZM17 147H19L20 149H23L22 151H20V149L19 148H17ZM23 147H26V148H23ZM58 147V148H59ZM63 147H66L65 149L63 148ZM71 147V148H70ZM76 147V148H75ZM160 149H159V148ZM177 147H179V148H177ZM195 147V148H194ZM245 149H244V148ZM250 147V149H247V148H249ZM261 147V148H260ZM10 148V149H9ZM14 148H17V149H19V150H16V149H14ZM158 148V149H157ZM201 148V149H200ZM203 148H204V150H203ZM237 148V147H236ZM263 148V149H262ZM31 149V150H30ZM65 151H67V152H64L63 150ZM83 149V150H84ZM175 149V150H174ZM196 149H198V150H196ZM208 149H210V148H208ZM252 149V150H251ZM8 150H10V151H8ZM12 150V151H13ZM63 152H62V151ZM162 150V151H161ZM181 150V151H180ZM202 150V151H201ZM247 150H249L250 152L251 151H253V152H251V153H253L252 155L250 154V152L249 151H247ZM4 151H6V152H4ZM26 151V152H25ZM30 151H32V153L30 152ZM36 153H35V152ZM57 150H55V152H56ZM151 151V152H152ZM180 151V152H179ZM196 151H197V153H196ZM213 151H211V153L213 152ZM259 151V152H258ZM261 151H262V153H261ZM11 154H9V153ZM34 152V153H33ZM84 152V151H83ZM203 152V153H202ZM207 152H208V150H207ZM223 152V153H222ZM6 153V154H5ZM21 153L23 154V157H22V155H21ZM25 153V154H24ZM68 153V154H67ZM85 154H86V152H84ZM127 153H129V152H127L126 151V153H123V154H125V156L126 157H128L129 155H130V153L129 154H127ZM164 153V152H163ZM193 153H194V155H193ZM203 154V155H199V154ZM244 153V152H243ZM8 154V155H7ZM33 154V155H32ZM36 154V155H35ZM84 154V155H85ZM159 154H157V155H159ZM179 154V155H178ZM199 155V157L201 158H199L198 157V155ZM212 154H216L215 152L214 153H212ZM223 154V155H222ZM14 155H17V156H14ZM30 155V156H29ZM51 155H53V153L51 152ZM4 156V158H2ZM14 156V157H13ZM34 156V157H33ZM122 156L123 155H121L119 158H118V161L120 160H122ZM197 156V157H196ZM7 157V158H6ZM30 159H29V158ZM33 157V158H32ZM36 157V158H35ZM37 157H39V158H37ZM194 157V158H193ZM221 157V158H220ZM228 158V160L227 159H225V158ZM3 160H2V159ZM15 158H17V159H15ZM23 158V159H22ZM6 160V162H5V160ZM7 159H8V161H7ZM13 159V160H12ZM27 159V160H26ZM32 159V160H31ZM37 159V160H36ZM66 159H67V161H66ZM127 159H129V158H127ZM190 159V160H189ZM200 159V160H199ZM16 160H21V165H22V167H20V169H18V168H16L17 166L14 164L12 167H10V170H9V166H8V162H12V161H16ZM26 160V161H25ZM195 160V161H194ZM198 160V161H197ZM234 160V161H233ZM2 161V162H1ZM30 161H33V162H30ZM36 161V162H35ZM66 161V162H65ZM91 161V160H90ZM95 161V160H94ZM191 161V162H190ZM218 161V160H217ZM226 161V162H225ZM229 163H228V162ZM10 162V163H11ZM198 162V163H197ZM234 162V163H233ZM235 162H236V164H235ZM24 163V164H23ZM27 163V164H26ZM30 163V164H29ZM35 163H36V165H35ZM64 163V164H63ZM71 163H73V161L71 162ZM85 163H87V162H85ZM81 164L82 165V167H85V165H87V164ZM133 163V162H132ZM174 163V164H173ZM189 163H191V164H189ZM193 163H195V164H193ZM221 163H223V164H221ZM226 163H228V164H230V165H228V164H226ZM231 163H232V165H231ZM239 163V164H238ZM7 164V165H6ZM29 164V165H28ZM31 164H34V166H32ZM61 164V165H60ZM89 164H93V163H89ZM225 164V165H224ZM235 164V165H234ZM26 165V166H25ZM33 167V169H32V167ZM56 165V166H57ZM69 167H68V166ZM196 165H197V167H196ZM226 166V167H224V166ZM7 166V167H6ZM23 166H25L24 168H23ZM57 166V167H58ZM67 166V167H66ZM72 166V167H71ZM189 166V167H188ZM195 166V167H194ZM200 166V167H199ZM222 166H223V168H222ZM233 166H235V167H233ZM3 167V168H2ZM71 167V168H70ZM134 171L136 172V175H135V178H134V183H136L139 179H140V177H139V171H140V169L141 170H143L142 168H140V167H138V166H135V164H134ZM174 167H175V169H174ZM192 167H194V168H192ZM227 167H229V169L231 170H228V168ZM6 168V169H5ZM14 168V169H13ZM27 168H28V170H30V171H28L27 170ZM35 168V169H34ZM36 168H38V170L36 169ZM176 168H177V170L178 171H176ZM188 168V169H187ZM227 168V169H226ZM236 168V169H235ZM238 168V169H237ZM23 169H24V171H23ZM66 169V170H65ZM74 169L72 170L73 172H74ZM146 169V168H145ZM181 169V170H180ZM192 169V170H191ZM193 169H197L198 171H196V170H193ZM222 169H223V171H222ZM232 169H235V170H232ZM252 169V168H251ZM251 169H248L247 168V171L248 170H251ZM7 170V171H6ZM9 170V171H8ZM14 170V171H13ZM15 170H22V171H20V172H16ZM34 170H37V171H34ZM93 170H95V169H93ZM139 170V171H138ZM183 170V171H182ZM185 170V171H184ZM187 170H188V172H187ZM228 172H227V171ZM243 170V171H242ZM28 171V172H27ZM57 172H55L56 174H61V171L60 172H58L59 170H56ZM190 171V172H189ZM193 171V172H192ZM212 171V172H211ZM234 171V172H233ZM235 171H236V174H235ZM237 171H239V172H237ZM8 172V173H7ZM10 172V173H9ZM32 174H31V173ZM37 172H39V175H37ZM95 171H92V170H90V172L89 173H91V176L93 175V173H94ZM183 172H185V174L183 173ZM213 173V174H211V173ZM214 172H216L217 174H219V175H217L216 173H214ZM225 172V173H224ZM229 172H231V174L229 173ZM233 172V173H232ZM240 172H242L241 173V175H240ZM260 172V173H261ZM6 173V175H4V174ZM17 173V174H16ZM27 173H29V175L27 176ZM34 173H35V175H34ZM81 172H79L78 174H76V176L75 177H78V178H80V179H82V177L83 176H81V174H80ZM88 173V174H89ZM189 173H191V174H189ZM201 173V174H200ZM229 174V177H228V174ZM7 174H9V175H7ZM19 174H20V176H19ZM21 174H24L23 175V177H25V178H23L22 177V175ZM41 174V175H40ZM55 174V175H56ZM83 174V173H82ZM184 176H183V175ZM198 174V175H197ZM211 174V175H210ZM221 174H222V176H221ZM33 175V176H32ZM71 175H72V173H71ZM80 175V176H79ZM149 175V174H148ZM188 175H189V177H188ZM197 177H195V176ZM217 175V176H216ZM224 175V176H223ZM234 175V176H233ZM239 175H240V177H239ZM6 176V177H5ZM11 176H12V178H11ZM27 176V177H26ZM45 176V175H44ZM90 175H88L87 176V178L89 177ZM201 176V177H200ZM209 176H212L213 177V179H212V177H210V178H208ZM238 176V177H237ZM8 177V178H7ZM9 177L11 178V179H9ZM23 179H22V178ZM28 177H29V179H30V181L28 182ZM34 177V178H33ZM94 177L96 178V179H101L102 181L104 180L105 181V179H106V181H109V179H107V178H105V177H96V174H94ZM137 177V178H136ZM145 177H149V176H145ZM187 177V178H186ZM200 177V178H199ZM202 177H203V179L204 180H202ZM222 177H223V179H222ZM228 177V178H227ZM232 177V179H234V180H232V179H230ZM233 177H235V178H233ZM238 178V180H237V178ZM7 178V179H6ZM18 178V179H17ZM27 178V179H26ZM32 178V179H31ZM45 178H48V177H45ZM45 178H44V180H45ZM184 178V179H183ZM193 178H194V180H193ZM196 178V179H195ZM205 178H206V180H205ZM208 178V179H207ZM216 180H215V179ZM219 178H221V179H219ZM14 179V180H13ZM147 179V178H146ZM188 179V180H187ZM211 179V180H210ZM218 179L220 180V181H218ZM224 179H225V181H224ZM226 179H230L229 181L228 180H226ZM2 180V181H1ZM18 180V181H17ZM20 180H22L23 182H22V184H21V182H20ZM32 180H33V182H32ZM154 180V179H153ZM153 180H151V187H152V185L154 186V182H153ZM191 180V181H190ZM200 182H199V181ZM209 180V181H208ZM215 180V181H214ZM223 180V181H222ZM10 181V182H9ZM11 181H12V183H11ZM97 180H95L94 179V183L96 182ZM188 181V182H187ZM190 181V182H189ZM198 181V182H197ZM212 181H214V182H212ZM219 183H218V182ZM5 182V183H4ZM13 182H14V184H15V186H14V184H13ZM41 184H40V183ZM192 182V183H191ZM202 182H204V185H202V184H200V183H202ZM215 182H217V183H215ZM220 182H223L222 184L220 183ZM225 182V183H224ZM226 182H227V184H226ZM231 182V183H230ZM263 182V183H262ZM3 185H2V184ZM10 184V185H8V184ZM27 183H29V184H27ZM30 183H31V186H29V188L27 189L26 187H27V185H30ZM40 184V185H38V184ZM199 183V184H198ZM212 183V184H211ZM232 183H234V184H232ZM17 184H18V186H17ZM19 184H21V186H19ZM23 184H25L24 186H23ZM33 184V185H32ZM43 184V185H42ZM180 185H181V183H179ZM178 184V185H179ZM192 184V185H191ZM208 184V185H207ZM214 184V185H213ZM218 184H221V185H219V186H217ZM231 184V185H230ZM5 185V187L3 188V186ZM12 185H13V187H12ZM36 187H35V186ZM42 185V187L40 188V186ZM196 185L197 186H199V187H197V189H196ZM216 185V186H215ZM6 186H7V188H8V186H9V189H7L6 188ZM16 186H17V188L18 187H20V189L18 188V189H16ZM39 186V187H38ZM43 186H45V187H43ZM203 186H205L204 188H203ZM206 186H208V187H206ZM209 186H210V188H209ZM213 186V187H212ZM220 186H222L221 188H223V189H221L220 188ZM224 186V187H223ZM230 186L232 187V188H230ZM12 187V189H10ZM21 187H23V188H21ZM35 189H34V188ZM40 189V190H38V188ZM155 187V188H154ZM153 188L155 189L154 190V193L153 194H156L155 196L157 197V195H160L161 193L164 195V194H167L168 192H166V191H168V190H166V187H164V188H162V187H160V185H155ZM218 187H219V189L220 190H222V191H220L219 189H218ZM25 188H26V190H25ZM30 188H33V189H31L30 190ZM44 188H46V189H44ZM230 188V189H229ZM260 188H262L261 190H260ZM5 189H6V191L8 192L7 194H6V191H5ZM16 189V190H15ZM22 189H24V192L22 191ZM44 189V190H43ZM177 189H179V188H177ZM195 189V190H194ZM202 190V191H200V190ZM205 189V190H204ZM207 189V190H206ZM218 189V190H217ZM231 190V192L229 191V190ZM81 190V191H80ZM163 190H164V192H163ZM176 190V189H175ZM195 192H194V191ZM199 192H198V191ZM204 190V191H203ZM208 190H209V192H208ZM217 190V191H216ZM249 190H251V189H249ZM3 191V192H2ZM10 191V192H9ZM20 192V191H22L21 193H17V192ZM27 191H28V195L27 196H25L26 194H27ZM46 192V194L45 195H41V196H43V197H45L46 198V196L47 195H50L49 196V199L47 200L48 202H46V199H45V201H44V199L42 200V201H40V203H39V201H30L31 200V198L30 197H32V195L33 194H35V195H40L41 193L42 194H44V192ZM88 191H89V193H88ZM196 191H197V193H199V194H197L196 193ZM207 192V193H204V192ZM229 192L231 195H229L228 193V196H225L226 194V192ZM260 191H262V192H260ZM2 192V193H1ZM5 192V193H4ZM32 192V193H31ZM38 192H40L39 194H38ZM82 192V193H81ZM194 192V193H193ZM255 192V193H254ZM11 193V194H10ZM16 193V194H15ZM25 193V194H24ZM31 193V194H30ZM37 193V194H36ZM81 193V194H80ZM202 193V194H201ZM223 193V194H222ZM260 193H262V195H260ZM14 194V195H13ZM23 194V195H22ZM95 194V193H94ZM195 194V195H194ZM234 194V195H233ZM236 194H237V197H236ZM242 194L243 195V197L244 198H242L240 195ZM20 195V196H19ZM21 195L23 196L22 197V199H20L21 198ZM29 195H31L30 197H29ZM64 195V196H63ZM74 195H78L77 197L76 196H74ZM222 195V196H221ZM250 195V196H249ZM252 195V196H251ZM259 195V196H258ZM9 196V197H8ZM13 196V197H12ZM16 196V197H15ZM85 196H87V197H85ZM225 196V197H224ZM230 196V197H229ZM239 196V197H238ZM258 196V197H257ZM4 197V198H3ZM19 197V198H18ZM65 197H66V199H65ZM68 197H70V198H68ZM75 197V198H74ZM82 197V198H81ZM96 197V198H95ZM172 197V196H171ZM171 197H170V203L172 204V205H174L175 203L174 202H172L171 201ZM176 197V198H175ZM198 197V198H197ZM221 197L223 198V199H221ZM227 197V198H226ZM235 197V198H234ZM259 197H261V198H259ZM9 200H7V199ZM10 198H11V200H10ZM16 198V200H13V199H15ZM29 198V200H27ZM40 198V199H41ZM81 198V199H80ZM165 198H167L166 197V195H165ZM173 198V201H177L178 199H177V196L175 195V196H173L172 197ZM228 198H229V200H228ZM234 198V199H233ZM239 198H240V201H239ZM19 199H20V201H19ZM27 200V201H29V203L27 202V204H26V202H24V200ZM83 199V200H82ZM91 199H94V200H91ZM157 198H152V200H151V202H149V203H147L146 204V206L144 207V209H143V211H142V214H141V224L143 223V227H145V231H148V233H150L151 235H154V234H157V233H162L163 231L165 232V231H170V235L169 236H167V238L165 239V240H163V244L164 243H169L170 242V244H167V245H161L159 248H161V249H157V252H156V254H155V256L153 255V257H152V259L154 260L152 263L153 264H157L158 263V261L160 262V260H161V264H168V262H169V264H202V262H203V264H206L207 263V253H208V251H209V248H208V250L206 249L205 250V248H204V251L202 252V247H204L203 246V244H205L206 242H208L207 241V239L206 238H204V235L201 233V231H199V230H197V232H198V234L200 233V237L199 238H197V235H195V237L194 238H192L193 236H191V232L189 233V231H191V229H190V225L192 224L191 223V220L189 221V214H185V215H187L188 217L186 218H183L184 216L183 215H180L181 217L179 218L180 219V222H179V219L178 218H174V217H176V214L175 215H172L171 216V214H172V212H170V211H172V210H174V209H170V207H169V211L168 212H166L165 214H161V215H158V213L160 212V210L162 209V207L160 206V203H161V201L160 200H156ZM177 199V200H176ZM241 199H242V201H241ZM244 199H245V201H244ZM255 199H258V200H255ZM6 200V201H5ZM22 200V201H21ZM25 200V201H26ZM71 202H70V201ZM75 202V200L77 201L75 204H74V202ZM82 200V201H81ZM221 200V201H220ZM233 200H234V202H233ZM7 201H8V204L9 205H7ZM14 201H17V202H14ZM69 201V202H68ZM95 201V202H94ZM101 201V202H100ZM167 201H168V199H167ZM198 200H196V202H199ZM227 203H226V202ZM238 201V202H237ZM249 203H248V202ZM251 201H252V203H251ZM261 201V202H260ZM2 202V203H1ZM19 202V203H18ZM30 202H32V203H30ZM50 202V203H49ZM62 202H64L63 204H62ZM195 202V201H194ZM243 202V203H242ZM15 203H18V204H15ZM22 203H25V204H22ZM61 203V204H60ZM101 203V204H100ZM157 203H158V205H157ZM225 203L226 204H229V205H225ZM231 203V204H230ZM238 203H240L241 205L239 206V204ZM247 203V205L245 206V204ZM263 203V204H262ZM3 204H5L4 206H3ZM21 204V205H20ZM31 204V205H30ZM37 204V205H36ZM96 204V205H95ZM99 204V205H98ZM255 204H257V205H255ZM13 205H15L16 207L14 208V206ZM25 205V206H24ZM40 205H42V207L40 206ZM45 207H44V206ZM61 207L60 209H58L59 208V206ZM74 205H75V207H74ZM84 205V206H83ZM90 207H89V206ZM91 205H93V206H91ZM99 206V209H98V206ZM104 205H106V206H104ZM155 205H157V206H159V208H157V206L155 207ZM237 207H236V206ZM255 207H254V206ZM11 206H13V207H11ZM24 206V207H23ZM50 206V207H49ZM52 206V207H51ZM58 206V207H57ZM88 206V207H87ZM149 208H148V207ZM227 206V207H226ZM230 206V207H229ZM250 206V207H249ZM252 206V207H251ZM258 208H257V207ZM26 207V208H25ZM27 207H29V208H27ZM46 207H47V209H46ZM56 207V208H55ZM63 207V208H62ZM73 209H72V208ZM82 207V208H81ZM97 207V208H96ZM100 207H101V210H100ZM104 209H103V208ZM112 207V208H111ZM236 207V208H235ZM254 207V209H252ZM3 208H5V209H3ZM9 208V209H8ZM16 208H18V209H20V210H17ZM21 208H24V209H21ZM52 208V209H51ZM69 208H71V210L69 209ZM108 208V209H107ZM112 210H111V209ZM148 208V209H147ZM156 208H157V210H156ZM230 208V209H229ZM239 208V209H238ZM242 208V211L240 210ZM260 208V209H259ZM15 210L16 209V211H21V210H23L22 212H24V210L26 209V214H27V217L26 218H28V219H31V221L29 222V223H24V222H20L19 223V221L16 219V218H14L13 219V217H15V216H12V215H10V214H7L6 216H3V215H5L7 212H12V210ZM27 209H29V210H27ZM68 209V210H67ZM82 211H81V210ZM92 209H93V211L94 212H92ZM159 209V210H158ZM235 209V210H234ZM245 211H247V212H245ZM248 209H249V212H248ZM13 210V211H14ZM34 210V214H33V211ZM49 210V211H48ZM55 210H57V211H55ZM79 210V211H78ZM86 210V211H85ZM108 210V211H107ZM154 210V211H153ZM175 210H177V209H175ZM174 210V211H175ZM226 210H228V211H226ZM234 210V211H233ZM240 210V211H239ZM262 210V211H261ZM6 211V212H5ZM30 211V212H29ZM52 211H53V214H52ZM72 211V212H71ZM98 211H100V212H98ZM117 211V212H116ZM156 211V212H155ZM173 211V212H174ZM235 211H237V212H239V213H234ZM244 211V212H243ZM257 211V213L255 214V212ZM260 211V212H259ZM5 214H4V213ZM49 212H51V214L49 213ZM55 212V213H54ZM63 212H64V214H63ZM103 212V213H102ZM112 212H114V213H112ZM183 211H181V213H182ZM36 213H41V215H40V218H38V215L36 214ZM59 213V214H58ZM63 215H62V214ZM70 213V214H69ZM79 213H82V215L81 214H79ZM147 213V214H146ZM170 213V214H169ZM178 213H180V212H177V214ZM187 213V212H186ZM242 213H244L243 215H242ZM249 213V214H248ZM254 215H253V214ZM47 214V215H46ZM58 214V215H57ZM76 214H78V215H76ZM89 214L90 216H87V215ZM118 214V217L120 216L121 218L119 219V218H114V216H116V215ZM183 214V213H182ZM233 214V215H232ZM238 215V217H236L237 215ZM250 214H251V216H250ZM262 214V215H261ZM9 215V216H8ZM56 215V216H55ZM60 215V216H59ZM83 215H85V216H83ZM104 215V216H103ZM146 215V216H145ZM236 215V216H235ZM246 217H245V216ZM8 216V217H7ZM52 216V217H51ZM61 216H62V218H61ZM65 216V217H64ZM67 216V217H66ZM78 216V217H77ZM84 219H86L87 220V223H86V220L84 221L83 220V218ZM92 216V217H91ZM97 216V217H96ZM99 216H101V217H99ZM224 216V217H225ZM243 216V217H242ZM252 218H250V217ZM254 218H253V217ZM256 216H257V218H256ZM5 217H6V219H5ZM30 217H32V218H30ZM45 217V218H44ZM104 217V218H103ZM146 217V218H145ZM167 217V218H166ZM224 217H223V219H224ZM46 218H48V220H46V222L44 221ZM53 218V219H52ZM56 218H57V220H56ZM60 218V220L58 221V219ZM64 218V219H63ZM90 218H91V220H90ZM93 218V219H92ZM100 218H101V222H97V220H100ZM151 218V219H150ZM243 218V219H242ZM246 218V220H244ZM16 219V220H15ZM44 219V220H43ZM50 219V220H49ZM63 219V220H62ZM72 219V220H71ZM74 219V220H73ZM81 219V220H80ZM111 221H110V220ZM174 219H176V221H177V223H175L173 220ZM186 219H188L187 220V222H186ZM8 220H10V221H8ZM43 220V221H42ZM62 220V221H61ZM69 220V221H68ZM109 221V223L108 222H106V221ZM184 220H185V222H184ZM253 220V221H252ZM51 221V222H50ZM76 221H78V222H76ZM84 221V222H83ZM95 222L96 221V223H95V225H93V227H92V230H91V235H89V234H87L86 233V231H84L83 229V227H85L86 225H88L89 223H91V222ZM114 221V223H111V226H110V222H113ZM117 221H118V223H117ZM120 221V222H119ZM146 221H147V224H146ZM232 221V222H231ZM252 221V223H250ZM16 222H17V225H16ZM58 222V223H57ZM60 222L62 223V224H60ZM71 222V223H70ZM82 222V223H81ZM105 224H104V223ZM153 222V223H152ZM180 224H179V223ZM190 222V223H189ZM237 222V223H236ZM242 222V223H241ZM25 224V226H24V224ZM41 223H42V227H41ZM43 223H44V225H43ZM75 223V224H74ZM80 223V225H79V227L77 226L78 224ZM120 223H121V225H120ZM150 223V224H149ZM235 223V224H234ZM20 224H22V226L23 227H21V225ZM52 227V228H49L50 226ZM64 224H66V225H64ZM74 224V225H73ZM83 225V227H82V225ZM109 224V225H108ZM114 224V225H113ZM116 224V225H115ZM153 224V225H152ZM182 224V225H181ZM232 224H233V226H232ZM9 225V226H8ZM27 225H29V226H27ZM64 225V226H63ZM117 225H119V226H117ZM129 225H130V227H129ZM150 225H151V227H150ZM177 227H176V226ZM180 225V226H179ZM57 226V227H56ZM60 226V227H59ZM76 226V227H75ZM103 226H105V228H107V229H105V228H103ZM109 226V227H108ZM115 226V227H114ZM127 228H126V227ZM192 226H194L193 224L191 225V227ZM243 226H244V228H243ZM54 227H55V233H54ZM64 227V228H63ZM72 227V228H71ZM95 227V228H94ZM99 227V228H98ZM102 227V229H104V230H102V229H100ZM157 227V228H156ZM174 227V228H173ZM183 228V230L181 231V233L183 232V231H185V233L183 234L184 236H182L181 235V233H180V236L178 237L176 234H177V231H179L180 230V228ZM195 227V226H194ZM239 227V228H238ZM240 227H241V229H240ZM21 228V229H20ZM23 228H26V237L24 238V240L21 242V241H13V238H12V236H13V234H14V232H16V234L19 232H21L22 230H23ZM39 228V229H38ZM79 228V229H78ZM96 228H98V229H96ZM113 229V231H114V233L112 232V230H110L111 232H109V230L108 229ZM114 228H117V229H119L118 231H120V234H119V236H118V231L117 230H115ZM122 228V229H121ZM155 228V229H154ZM159 228V229H158ZM178 228V229H177ZM181 228V229H182ZM187 228V229H186ZM48 229V230H47ZM57 229V230H56ZM68 229V230H67ZM71 229V230H70ZM101 231H100V230ZM130 229V230H129ZM165 229V230H164ZM190 229V230H189ZM234 229V230H233ZM45 231L46 230V232L44 233L43 231ZM66 230V232H63V231H65ZM76 230V231H75ZM81 230V231H80ZM99 230V231H98ZM153 230H155V231H153ZM158 230V231H157ZM242 230V231H243ZM37 231V232H36ZM80 231V232H79ZM104 231V232H103ZM107 231V232H106ZM116 231V232H115ZM131 231H133V232H131ZM152 231V232H151ZM160 231V232H159ZM172 231H174V232H172ZM187 231V232H186ZM40 232V234H38ZM42 232V233H41ZM51 232H53V235H52V233ZM75 232V233H74ZM81 232H83L82 233V235H81ZM98 232V233H97ZM101 232V233H100ZM138 232V231H137ZM46 235H44V234ZM63 233V234H62ZM71 233H73V234H71ZM80 233V234H79ZM88 233H90V232H88ZM104 234V236H103V238H102V236H99V234L101 235V234ZM106 233V234H105ZM112 233V234H111ZM232 233V232H231ZM12 234V235H11ZM43 234V235H42ZM48 234V235H47ZM54 234H56V235H54ZM95 234H97V235H95ZM127 234V235H126ZM135 234V235H134ZM190 234V235H189ZM39 235V236H38ZM71 235V236H70ZM80 237V239H79V237ZM88 235V236H87ZM110 235H112L111 237H110ZM115 235V236H114ZM186 235V236H185ZM52 237V238H54V240L50 237V240H49V238L48 237ZM57 236V237H56ZM83 236V237H82ZM93 238H95V239H93ZM130 236V237H129ZM134 236H136V238L134 237ZM182 236V237H181ZM191 236V237H190ZM7 237V238H6ZM30 237V238H29ZM36 237V238H35ZM43 237V240L41 239ZM44 237H46V238H44ZM74 237V238H73ZM100 238V240H99V238ZM117 237H119V238H117ZM121 237H122V239L124 240H122L121 239ZM175 237V238H174ZM177 237V238H176ZM30 240H29V239ZM34 238V239H33ZM48 238V239H47ZM58 238H59V240H58ZM62 238H64L63 240H62ZM75 238H78V239H75ZM81 238H83V239H81ZM128 238H130V239H128ZM190 238V239H189ZM38 239V240H37ZM41 239V240H40ZM69 239V240H68ZM88 239V240H87ZM102 239H103V241H102ZM108 239H110V241L112 242H110ZM117 240V241H114L115 242V244H113L114 242H113V240ZM188 240V241H186V240ZM195 239V240H194ZM6 240V241H5ZM33 240V241H32ZM45 240H48V241H45ZM56 240V241H55ZM67 240V241H66ZM73 240H75V241H73ZM77 240L79 241V243H81L82 244V246L84 245V243L85 244H87L86 242H88V245H89V250L87 251V252H85L84 253V256L85 257H80V259H78L79 258V256H78V254L80 255V251L78 250V249H76L77 247L76 246H74V245H77V243H75V242H77ZM81 240H83V242H81ZM96 240V241H95ZM100 242H99V241ZM105 240V241H104ZM108 240V241H107ZM198 240V241H197ZM39 241V242H38ZM90 241V242H89ZM130 241V242H129ZM132 241V242H131ZM134 241V242H133ZM137 243H136V242ZM139 241V242H138ZM197 241V242H196ZM203 241V242H202ZM12 242V243H11ZM22 243V244H20V243ZM37 242H38V244H40V245H38L37 244ZM44 242H46V244L44 243ZM49 242H52V243H49ZM54 242H57V245L54 243ZM62 242V243H61ZM67 242V243H66ZM74 242V243H73ZM95 242H97V243H95ZM103 242V243H102ZM118 242H119V244H118ZM122 242V243H121ZM125 242V243H124ZM199 242H201V243H199ZM7 243V244H6ZM29 243V244H28ZM43 243V244H42ZM129 243H131V244H129ZM203 243V244H202ZM19 244V245H18ZM48 244V245H47ZM55 244V245H54ZM93 244H95V245H93ZM126 246H125V245ZM135 246H134V245ZM172 244H174V245H172ZM177 244V245H176ZM193 244V245H192ZM3 245H5V247L3 248L2 246ZM17 245V246H16ZM37 245H38V247H37ZM42 245V246H41ZM47 247H46V246ZM90 245H92V246H95V247H93L92 248V246H90ZM98 245V246H97ZM100 245V246H99ZM116 245V246H115ZM123 245V246H122ZM139 245V248L137 249V246ZM170 245V246H169ZM190 245H191V247L193 246H195L196 245V247L198 248L197 250H196V248H194V250L195 251H193L192 252V249H193V247L191 248L190 247ZM201 245V246H200ZM208 245V244H207ZM12 246V247H11ZM63 246V247H62ZM70 246V247H69ZM72 246V247H71ZM103 246H104V248H103ZM107 248H106V247ZM115 246V247H114ZM119 246V247H118ZM120 246H122V247H120ZM180 246V247H179ZM184 246H185V248L186 249H183L184 248ZM10 247V248H9ZM23 249H22V248ZM27 247V248H26ZM47 249H46V248ZM57 247H61L60 249H62V250H60L59 248V251H58V249H57ZM100 247V248H99ZM110 247V248H109ZM116 247H118L119 249H121L122 250V252H123V254L125 255V257L124 258H120V257H115L116 255V253H118V251L115 253V248ZM8 248V249H7ZM30 248V249H29ZM52 248H53V251H52ZM73 248V249H72ZM94 250V249H96L97 248V251L96 250H92V249ZM102 248V249H101ZM134 248V249H133ZM178 248L180 249V250H178ZM252 247H250V249H251ZM34 249V250H33ZM36 249V250H35ZM50 251H49V250ZM76 249V250H75ZM99 249V250H98ZM174 249V250H173ZM188 249V250H187ZM9 250V251H8ZM19 250V251H18ZM27 250H29V251H27ZM31 250H33V251H31ZM68 250V251H67ZM74 250V251H73ZM91 250H92V252H91ZM129 250V251H128ZM130 250H131V253H130ZM161 250H162V252H161ZM169 250H171V251H169ZM178 252H177V251ZM15 251V252H14ZM37 251V252H36ZM41 251H43V252H41ZM47 251V252H46ZM100 251V252H99ZM101 251H102V254H101ZM105 251V252H104ZM112 251V252H111ZM132 251H133V253H132ZM135 251V252H134ZM137 251V252H136ZM175 251V252H174ZM200 251V252H199ZM8 252V253H7ZM11 252V253H10ZM12 252H13V255H12ZM20 252V253H19ZM36 252V253H35ZM46 252V253H45ZM49 252V253H48ZM53 254H52V253ZM69 252V253H68ZM72 252V253H71ZM76 252H79V253H76ZM114 252V253H113ZM122 252H120V253H122ZM125 252V253H124ZM170 252V253H169ZM190 252H192V254L190 253ZM195 252V253H194ZM252 252V251H251ZM9 253H10V255H9ZM19 253V254H18ZM24 253H26V254H24ZM39 253V254H38ZM44 253V254H43ZM52 254V255H50L49 256V254ZM87 253H88V255H87ZM95 253H97V255H95ZM99 253V254H98ZM135 253V254H134ZM172 253V254H171ZM195 255H194V254ZM198 253V254H197ZM202 253H204V254H202ZM1 254H3V255H1ZM8 254V255H7ZM31 254H33V255H31ZM63 254H65V255H63ZM77 254V256L75 257V255ZM91 256H90V255ZM94 254V255H93ZM108 254V255H107ZM131 254H134V255H131ZM137 254V255H136ZM187 254V255H186ZM190 254V255H189ZM249 254H250V252H249ZM22 255H24V256H22ZM39 255V256H38ZM44 255V256H43ZM49 257H47V256ZM55 255H57L58 256V258L56 259L55 257H57V256H55ZM100 255H101V257H100ZM105 255H106V257H105ZM110 255V256H109ZM115 255V256H114ZM156 255H157V257H156ZM162 255V256H161ZM173 255V256H172ZM176 255V256H175ZM198 255V256H197ZM215 257H214V256ZM260 255V254H259ZM264 255V253H262V256ZM7 256V257H6ZM29 256V259L27 258ZM33 256V257H32ZM42 256V257H41ZM46 256V257H45ZM53 256H55V257H53ZM65 256H66V258H65ZM88 256V257H87ZM94 256V257H93ZM98 256V257H97ZM102 256H104V257H102ZM107 256H109L108 258H110V259H108L107 258ZM132 256V257H131ZM134 256H135V258H134ZM143 256V257H142ZM189 256H190V258H189ZM203 256H204V258H203ZM216 254L215 253H213L211 256H209V260L208 261H211V263L210 264H217V263H221V264H224V263H226L224 260H222V261H224L223 263H222V261H220V260H218V259H216ZM247 256V254L245 253V256H244V258ZM6 257V258H5ZM14 259H13V258ZM15 257L17 258V259H15ZM40 258V259H38V260H36L37 258ZM95 258L94 260H93V258ZM154 257H156V258H154ZM166 257V258H165ZM171 257V258H170ZM172 257H173V259H172ZM179 257H180V259H179ZM184 257V258H183ZM248 258L249 257H251V255L250 256H247ZM8 258V259H7ZM25 258H27L26 260H28V261H25ZM45 258H47L48 259V261H50L51 259V261L50 262H48L47 261V259H45ZM51 258V259H50ZM70 258V259H69ZM71 258H74L73 260L71 259ZM75 258H77V260L75 259ZM101 258V259H100ZM137 258H138V260H137ZM166 259V262H165V259ZM168 258V259H167ZM175 258V259H174ZM213 258V259H212ZM12 259V260H11ZM19 259H22V260H19ZM31 259V260H30ZM44 259H45V262H44ZM55 259V260H54ZM85 259V260H84ZM97 259V260H96ZM120 260V262L118 261V260ZM125 259V260H124ZM139 259L142 261H139ZM164 259V260H163ZM187 259V260H186ZM196 259H198L199 261H196ZM14 260V261H13ZM74 260H76V262L74 261ZM79 260H80V262H79ZM86 260H88L87 262H86ZM106 260V261H105ZM134 260V261H133ZM168 260V261H167ZM169 260H171V262L169 261ZM185 260V261H184ZM206 260V261H205ZM5 261V262H4ZM16 261V262H15ZM32 263H31V262ZM47 261V262H46ZM54 261V262H53ZM65 261H67V262H65ZM74 261V262H73ZM81 261H83V262H81ZM85 261V262H84ZM103 261V262H102ZM106 263H105V262ZM109 261V262H108ZM111 261V262H110ZM119 263H118V262ZM136 261V262H135ZM172 261H174V262H172ZM217 263H216V262ZM263 261V260H262ZM37 262V263H36ZM58 262V263H57ZM63 262V263H62ZM65 262V263H64ZM78 262V263H77ZM130 262V263H129ZM206 262V263H205ZM152 263H147V264H152ZM227 264V263H226Z\"/></svg>","mask_w":264,"mask_h":264}]
</instances>
